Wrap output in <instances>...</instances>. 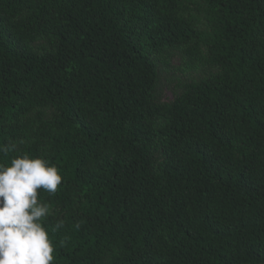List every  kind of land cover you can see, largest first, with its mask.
Segmentation results:
<instances>
[{
    "label": "trees",
    "instance_id": "16d2710c",
    "mask_svg": "<svg viewBox=\"0 0 264 264\" xmlns=\"http://www.w3.org/2000/svg\"><path fill=\"white\" fill-rule=\"evenodd\" d=\"M5 146L52 264H264V0H0Z\"/></svg>",
    "mask_w": 264,
    "mask_h": 264
},
{
    "label": "clouds",
    "instance_id": "9594fccd",
    "mask_svg": "<svg viewBox=\"0 0 264 264\" xmlns=\"http://www.w3.org/2000/svg\"><path fill=\"white\" fill-rule=\"evenodd\" d=\"M61 183L59 169L42 157L24 153L0 163V264H52L54 247L43 226L50 206L38 201V189L54 194Z\"/></svg>",
    "mask_w": 264,
    "mask_h": 264
},
{
    "label": "rangeland",
    "instance_id": "374dc122",
    "mask_svg": "<svg viewBox=\"0 0 264 264\" xmlns=\"http://www.w3.org/2000/svg\"><path fill=\"white\" fill-rule=\"evenodd\" d=\"M165 94H166L167 98H170L171 97V95H170L169 92H165Z\"/></svg>",
    "mask_w": 264,
    "mask_h": 264
},
{
    "label": "bare ground",
    "instance_id": "6f19581e",
    "mask_svg": "<svg viewBox=\"0 0 264 264\" xmlns=\"http://www.w3.org/2000/svg\"><path fill=\"white\" fill-rule=\"evenodd\" d=\"M202 149V148H201ZM164 160V159H163ZM163 162V161H162ZM199 162H200V160H199ZM216 162V161H215ZM244 162V161H243ZM168 164V163H167ZM180 165V164H179ZM199 165V164H198ZM173 167V166H172ZM182 169V168H181ZM227 171V170H226ZM233 171V170H232ZM162 172V171H161ZM236 176V175H235ZM232 179V178H231ZM233 181V180H232Z\"/></svg>",
    "mask_w": 264,
    "mask_h": 264
}]
</instances>
